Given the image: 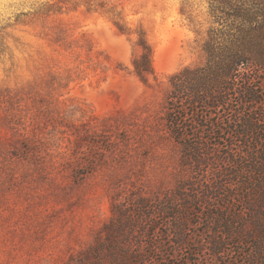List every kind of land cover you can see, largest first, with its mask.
<instances>
[{"label":"rangeland","instance_id":"obj_1","mask_svg":"<svg viewBox=\"0 0 264 264\" xmlns=\"http://www.w3.org/2000/svg\"><path fill=\"white\" fill-rule=\"evenodd\" d=\"M214 21L208 0H0V264H67L115 207L209 181L212 165L190 166L165 116L171 77L204 63ZM142 41L152 52L145 79L134 64ZM217 110L225 128L239 120ZM230 167H219L227 182ZM213 203L193 205L198 264H218Z\"/></svg>","mask_w":264,"mask_h":264},{"label":"trees","instance_id":"obj_2","mask_svg":"<svg viewBox=\"0 0 264 264\" xmlns=\"http://www.w3.org/2000/svg\"><path fill=\"white\" fill-rule=\"evenodd\" d=\"M208 1L217 27L204 41L205 61L171 77L165 117L190 166L204 173L212 165L211 178L183 181L161 199L140 195L129 209L115 207L94 244L67 264H198L189 258L198 252L193 205L218 200L208 215L215 221L207 229L211 255L218 264H237L224 259L228 251L241 264H264V0ZM141 45L134 64L145 79L153 71L152 52ZM235 97L241 101L234 105ZM225 107L239 114L229 128L217 123V109ZM225 142L229 150L220 147ZM223 163L234 170L232 182L219 169Z\"/></svg>","mask_w":264,"mask_h":264}]
</instances>
